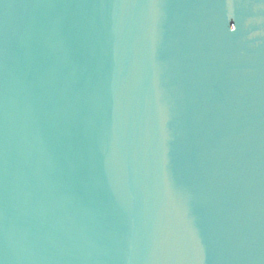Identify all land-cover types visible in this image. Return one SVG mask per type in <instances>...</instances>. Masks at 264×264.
I'll return each instance as SVG.
<instances>
[{"label": "water", "instance_id": "obj_1", "mask_svg": "<svg viewBox=\"0 0 264 264\" xmlns=\"http://www.w3.org/2000/svg\"><path fill=\"white\" fill-rule=\"evenodd\" d=\"M0 264H264V0H0Z\"/></svg>", "mask_w": 264, "mask_h": 264}]
</instances>
